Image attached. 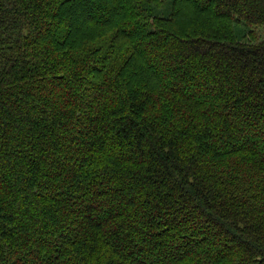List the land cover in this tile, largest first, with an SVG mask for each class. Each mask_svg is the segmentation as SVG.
Instances as JSON below:
<instances>
[{"label":"trees","instance_id":"obj_1","mask_svg":"<svg viewBox=\"0 0 264 264\" xmlns=\"http://www.w3.org/2000/svg\"><path fill=\"white\" fill-rule=\"evenodd\" d=\"M257 27L264 0H0V264H264Z\"/></svg>","mask_w":264,"mask_h":264},{"label":"rangeland","instance_id":"obj_2","mask_svg":"<svg viewBox=\"0 0 264 264\" xmlns=\"http://www.w3.org/2000/svg\"><path fill=\"white\" fill-rule=\"evenodd\" d=\"M168 8V3H165L159 10H157L160 13H165ZM80 16L75 15L74 19L77 20L79 19ZM249 27L243 26V25H238L236 26V33L239 39H242L243 36L241 34H245ZM240 31V32H239ZM243 31V33H241ZM256 31L258 32V36L260 38H264V28L263 27H257Z\"/></svg>","mask_w":264,"mask_h":264}]
</instances>
